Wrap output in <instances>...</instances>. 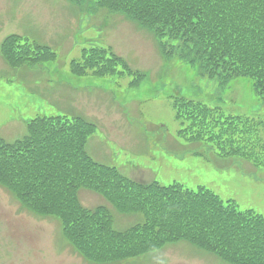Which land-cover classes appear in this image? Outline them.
Wrapping results in <instances>:
<instances>
[{
    "label": "rangeland",
    "instance_id": "obj_1",
    "mask_svg": "<svg viewBox=\"0 0 264 264\" xmlns=\"http://www.w3.org/2000/svg\"><path fill=\"white\" fill-rule=\"evenodd\" d=\"M94 3L96 7V0H0V137L13 141L26 135L23 145L30 150L46 132L37 125L56 115L93 122L95 132L83 128L75 132L81 144L88 139L86 152L92 161L117 166L119 172L142 182H178L194 190L203 186L226 204L235 201L240 210L252 208L264 215V160L259 166L242 158L232 161L217 146L192 141V130L182 127L173 107L174 96H186L219 107L226 115H245L250 130L259 131L264 144V96L258 95L255 79L249 75L253 67L243 71L211 64L204 57L206 48L193 37H185L184 13L179 14L177 25L164 24L165 18L154 22L146 15L142 21L132 10L103 3L94 11ZM10 33L16 36L8 42L12 46L9 53L7 44L3 45ZM192 41L190 48L201 53L202 66L211 69L193 65L200 57L196 62L187 59V45ZM95 47L112 49L126 62V68L119 65L118 72L114 68L99 71L91 56ZM26 54L28 59H24ZM85 57L90 62L81 68ZM60 136L54 138L55 145ZM52 152L53 157L59 156ZM3 165L0 176L14 181L18 196L0 182V224L7 222L9 235L16 237L0 238V264H264V257L227 261L215 251L201 248L200 244L209 246L199 237L194 243L177 240V245H170L178 230L162 229L161 225L170 222L157 212L169 215L177 210V203L169 198L160 205L157 200L163 196H155L156 192L111 198L84 187L65 190L63 182L55 179L54 189L64 188V192L32 203L36 211L30 205V192L26 191L27 199L19 193L27 189V177L12 174L24 165L11 164L9 172H4ZM38 166L40 169V163ZM66 167L77 168L74 161ZM91 168L89 174L94 172ZM46 172L40 170L32 178L42 191L50 183L43 179ZM190 195L185 196L190 199L187 202L197 205ZM151 196L156 212L148 205ZM138 208L144 209V216L131 217ZM186 211L180 213L201 222L202 209ZM82 216L95 217L117 231L131 228L130 233L119 237V232L108 228L109 235L115 236L107 237L95 225L87 227L89 235L83 236L77 223ZM246 234L242 230L224 238L242 244ZM107 240L121 243L109 249ZM70 241L93 261L84 259ZM28 243L35 247L27 249ZM227 256L235 258V249Z\"/></svg>",
    "mask_w": 264,
    "mask_h": 264
},
{
    "label": "trees",
    "instance_id": "obj_2",
    "mask_svg": "<svg viewBox=\"0 0 264 264\" xmlns=\"http://www.w3.org/2000/svg\"><path fill=\"white\" fill-rule=\"evenodd\" d=\"M80 1L84 0H74V2ZM96 2V7L95 3L92 7L94 11L100 3H103L124 10H132L131 13L140 16L142 21L146 19V15L152 17L154 22L165 18L164 24L173 23L177 25L180 18L179 14L184 13L182 24L187 29L185 37H193L196 42L206 48L205 59L210 61L211 64L216 65V67L223 64L232 65L233 68L239 67V69L246 71L252 66L253 71L249 75L255 79L258 95L260 97L261 95L264 96V0H96ZM165 32L170 34L169 31ZM15 36L16 33H10L6 36V38H10L7 39L3 46L7 44L6 50L9 53L12 46L8 45V42ZM193 44L194 42L192 41L187 45L188 53L185 54L187 59L196 62V57H200L199 62L193 63V65H199V69H202V67L211 69L202 66L201 53L190 48ZM1 52L5 56L4 51L1 50ZM107 55H109L108 58H106ZM91 56L92 60L96 62L99 71L114 68L118 72L119 65L126 68V62L121 56H117L112 49L95 47L91 50ZM89 62L90 59L85 57L79 65L81 68H86ZM75 69L76 67H73V70ZM173 105L177 112V118L183 119L186 122L185 127L192 130L189 133L192 141L212 144V147L217 146L221 152L231 156V160L232 158H245L258 166L264 160V158L262 159L264 157V144L261 143L259 131L250 130L251 125H248L247 116L241 114L226 115L219 107H210L203 102L192 100L185 96L176 98L173 101ZM61 116L44 121V125H37V127L45 129L46 132L42 135V138L37 139L36 147L30 150L28 148L25 149L23 145L26 136L14 142L0 138V165L4 163L2 166L4 172H9L11 164H16L17 166L24 165L14 170L12 174L16 177H27V189L19 191V193L27 199L28 195H26V191L30 192V205L33 209L38 210L32 204L36 203L38 199H48L58 193L64 192V188L54 189L53 186L55 184L52 181L55 179L63 182L65 190L69 186L76 188L84 187L97 193L107 194L109 197L124 193H136L137 191L147 195L156 192L155 196H163V198L157 200L160 205L167 202L165 200L169 198H174L172 202L177 203L176 209L178 211H169V215L157 212L158 216L170 222V225H161L162 229L166 231L170 230V228L178 230V236L175 235V238L169 240L171 241L170 245H177V240L181 242L189 241V244L194 243L199 237L200 240H205L203 244L209 246L205 248L200 244L201 248L215 251L224 256L227 261H239L243 257L252 260L264 257L263 214L252 208L239 212L235 201L226 204V201L219 195L205 187H201L198 191L193 192V190L183 187L182 184L173 188L162 187L153 182H135V180L119 172L116 166L92 161L86 152L88 139L83 144L76 139L75 132L80 128L89 133L95 132L96 128L92 126L93 122L90 125L82 119ZM262 123L264 126V120H262ZM261 126L259 125V127ZM33 129H35V126ZM56 136H60L58 140L61 139V141H57L58 145L53 143ZM63 149L65 151H62ZM21 150L26 152H22ZM50 150L49 156H45ZM52 150L59 153L57 158L53 157ZM217 157L219 158V155ZM45 160H47V163L44 164ZM73 161L77 167L76 169L66 167ZM38 163H40V169ZM228 165L231 164L228 163ZM90 167L94 171L91 174H89ZM40 170L43 172L47 171L43 175V179L50 182L43 191L42 187L37 186L36 182L32 181V178H35L36 173ZM0 182L5 184L4 187H8L11 192L18 196L17 192L14 191L16 188L12 185L13 180L6 179L1 175ZM141 186L148 188L141 189ZM194 193H196V196ZM188 194L195 196L193 199L197 205H194L193 202H187L190 200L185 197ZM58 199H60L59 196ZM152 199L153 196L149 200L147 199V201L150 210L154 211L151 205ZM61 200H57L56 202H60ZM114 200L116 201V199ZM181 203L184 205H181ZM30 205H28L27 209L33 211ZM188 208L190 210L193 208L202 209L198 220H201V222L196 223L192 217L186 218L180 213V211L187 213L186 209ZM208 209L213 212V218L209 216L210 211ZM142 211L144 209L138 208L131 217L144 216ZM188 214L190 213L188 212ZM78 222L83 228L79 234L83 236L89 235L86 231L87 227L95 225H97L95 228L100 234L107 237L111 236L113 238L115 236V233L109 235L107 232L109 231L108 228L112 229L111 232L117 231L113 226L106 228L95 217L82 216ZM145 222L146 219L140 223L145 224ZM2 223L4 226L0 224V238L2 239L5 236L14 240L16 237L10 236L8 233L7 228L10 227L8 223L4 221ZM185 226L186 228H184ZM242 227L245 229L244 233H247L244 236L245 241H242V244H238V242L232 239L224 238L226 235L232 234V237H234L238 231H242ZM130 229L117 231L121 234L119 237L130 233ZM76 230L78 232L80 227L76 228ZM188 232H192V234L189 235ZM95 239L98 240V237H95ZM70 242L84 259L93 261L73 241ZM120 243L111 240L105 241V245L109 246V249L120 245ZM34 247V245L28 243L27 249ZM231 249H235V258L227 256V253Z\"/></svg>",
    "mask_w": 264,
    "mask_h": 264
}]
</instances>
